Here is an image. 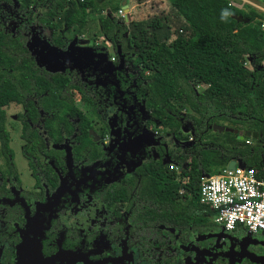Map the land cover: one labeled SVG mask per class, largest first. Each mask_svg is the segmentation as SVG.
I'll use <instances>...</instances> for the list:
<instances>
[{"label":"flooded vegetation","instance_id":"1","mask_svg":"<svg viewBox=\"0 0 264 264\" xmlns=\"http://www.w3.org/2000/svg\"><path fill=\"white\" fill-rule=\"evenodd\" d=\"M28 27L24 46L36 33ZM41 29L79 87L68 80L67 96H57L64 105L51 112L2 106L11 160L0 157V264H264V234L225 231L210 212L200 225L184 222L153 202L149 184L163 182L178 145L145 106L143 70L103 37L106 45L68 53L69 32L52 44Z\"/></svg>","mask_w":264,"mask_h":264},{"label":"trees","instance_id":"2","mask_svg":"<svg viewBox=\"0 0 264 264\" xmlns=\"http://www.w3.org/2000/svg\"><path fill=\"white\" fill-rule=\"evenodd\" d=\"M122 1L127 0H0V157L11 160L2 106L14 102L34 114L51 112L64 105L57 96H67L68 80L79 87L64 69L37 68L23 44L25 26L46 29L49 42L57 44L73 20L82 26L88 14L98 13V31L119 60L129 57L143 70L145 106L160 115L169 135L186 140L190 136L178 128L182 122L190 127L191 144L170 148L158 174L163 182L149 185L157 206L200 225L209 213L198 201L200 175L219 173L231 159L259 167L264 157V32L257 21L264 16L230 6L229 0H166L175 18L170 29L166 18L117 16ZM246 59L251 68L244 66ZM28 96L35 97L36 107ZM213 124L256 137L246 138L247 144L233 132H212ZM222 134L232 138L218 139ZM170 162L179 173L167 168Z\"/></svg>","mask_w":264,"mask_h":264},{"label":"built area","instance_id":"3","mask_svg":"<svg viewBox=\"0 0 264 264\" xmlns=\"http://www.w3.org/2000/svg\"><path fill=\"white\" fill-rule=\"evenodd\" d=\"M228 5L238 9L251 8L264 16V0H229ZM117 16L126 20L122 6ZM258 28L264 32V19H258ZM181 30H179L180 32ZM263 66H264V60ZM249 144V139L244 140ZM169 170L179 173L180 169L170 162ZM198 201L207 206L211 220L223 230L232 232L241 228L250 233L264 234V157L259 167L234 164L226 166L216 174H202L199 177Z\"/></svg>","mask_w":264,"mask_h":264},{"label":"rangeland","instance_id":"4","mask_svg":"<svg viewBox=\"0 0 264 264\" xmlns=\"http://www.w3.org/2000/svg\"><path fill=\"white\" fill-rule=\"evenodd\" d=\"M125 4L127 7V11L125 12L126 13L125 16L127 17L126 20L130 19V20H137V21L139 20L146 22L149 19L153 18V16H157L161 22H163V19L166 18L167 20L164 22H166L168 26H170V29L171 27H173V23L171 24V22H173L175 18L173 17V12L166 0H127ZM98 15L99 14L95 12L88 14L86 16L85 23L82 26H78L77 20H73L71 22L72 25L69 29V33H66V35L70 37L71 40L74 39V41L70 43V46L68 47V53H70L72 49L77 48L78 45H80V48L91 47L89 45L92 44L93 42L100 44V46L106 45V43L103 41L104 39L102 38V36L98 31V24H97ZM33 30L36 31L35 36L31 35L30 38H28V40L26 41V47L30 51L31 55L35 57L36 64L41 67H45L49 69L50 67L55 66L57 64L59 68H62L64 62L61 60V57L63 60L66 58L65 52L52 53L51 49L47 45L46 37L42 36L41 38H39L37 35L42 31V29L37 26V27H33ZM125 35L127 36V33ZM86 43L88 45H86ZM75 57L73 59H75ZM56 61H58V63H55ZM244 66L251 68L248 63V59L245 60ZM194 88L195 90H200L202 87L195 86ZM15 109L16 108H9L10 111L8 112L15 111ZM184 113L185 111H181L180 115H183ZM179 130H180V134L188 135L190 137L186 140H182V139H178L175 136L174 139L172 140L173 143L182 147L190 145L192 139H191V131L189 125L187 123L182 122L180 124ZM11 135L13 139L12 147L14 149L15 154L17 155L18 153V143H17L18 139L16 137L17 131L14 132L13 134L11 133ZM217 138L230 139L232 138V135L222 134Z\"/></svg>","mask_w":264,"mask_h":264},{"label":"water","instance_id":"5","mask_svg":"<svg viewBox=\"0 0 264 264\" xmlns=\"http://www.w3.org/2000/svg\"><path fill=\"white\" fill-rule=\"evenodd\" d=\"M121 6L123 7L124 11L126 12L127 11V7H126V4L124 1L121 2ZM126 14V13H125ZM126 17V16H125ZM127 18V17H126ZM51 49V52L52 53H60V51H57L56 49H54L53 47L50 48ZM55 63H58V61H56ZM57 65V64H56ZM39 66V65H38ZM46 70L48 71H56V70H61V68H59L58 66H52L49 68H45ZM211 129L212 131H217V132H221V131H224V132H233L236 134V139L237 140H245L246 138L248 137H251V138H255L256 137V134L254 132H250V131H244V132H237L236 130H233L231 129L230 127H227V126H223V125H216V124H213L211 126ZM165 162V161H163ZM237 164V165H240L242 163V161L240 159H231L227 162L226 164V168L227 169H232L234 167V164Z\"/></svg>","mask_w":264,"mask_h":264}]
</instances>
